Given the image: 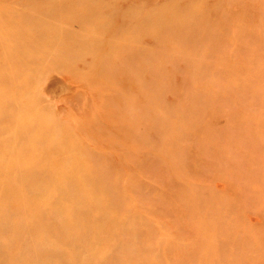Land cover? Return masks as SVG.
I'll list each match as a JSON object with an SVG mask.
<instances>
[{
    "label": "rangeland",
    "instance_id": "374dc122",
    "mask_svg": "<svg viewBox=\"0 0 264 264\" xmlns=\"http://www.w3.org/2000/svg\"><path fill=\"white\" fill-rule=\"evenodd\" d=\"M0 264H264V0H0Z\"/></svg>",
    "mask_w": 264,
    "mask_h": 264
},
{
    "label": "bare ground",
    "instance_id": "6f19581e",
    "mask_svg": "<svg viewBox=\"0 0 264 264\" xmlns=\"http://www.w3.org/2000/svg\"><path fill=\"white\" fill-rule=\"evenodd\" d=\"M50 72V71H49ZM40 90V89H39ZM79 91V90H78ZM72 98V97H71ZM77 99H78V97H77ZM66 101V100H65Z\"/></svg>",
    "mask_w": 264,
    "mask_h": 264
}]
</instances>
